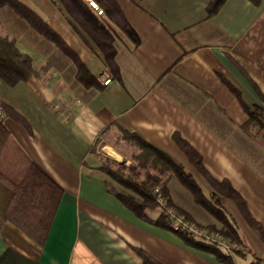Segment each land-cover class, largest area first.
Segmentation results:
<instances>
[{"label": "crops", "instance_id": "crops-1", "mask_svg": "<svg viewBox=\"0 0 264 264\" xmlns=\"http://www.w3.org/2000/svg\"><path fill=\"white\" fill-rule=\"evenodd\" d=\"M20 1L61 35L98 84H83L66 52L17 8L0 6V32L14 37L36 68L48 65L16 84L0 77L9 132L0 168L19 180L35 162L64 188L45 244L7 222L0 258L12 246L41 264H144L143 249L163 264H227L153 222L159 207L147 209L150 219L131 210L101 155L124 162L137 147L123 131L137 134L185 166L207 193L215 191L211 178L228 179L264 229V127H243L249 111L264 106V0H224L214 12L212 0H116L140 37L135 42L108 14L97 16L114 37L118 73L60 0ZM168 189L196 221L223 227L177 175ZM12 193L0 179V211ZM219 195L249 249L235 255L236 264L249 254V264H264L259 230L234 199Z\"/></svg>", "mask_w": 264, "mask_h": 264}, {"label": "trees", "instance_id": "trees-1", "mask_svg": "<svg viewBox=\"0 0 264 264\" xmlns=\"http://www.w3.org/2000/svg\"><path fill=\"white\" fill-rule=\"evenodd\" d=\"M60 1L101 47L111 70L114 73H118L119 68L115 58L116 48L114 46V37L110 31L86 6L83 0ZM98 1L104 7L108 16L115 20L135 42L140 41L139 34L126 18L116 0ZM223 1L212 0L209 5L210 12H214ZM21 3L20 0H0V6L11 5L17 8L24 17L31 20V23L39 32L48 36L73 59L77 66V78L83 84L87 86L97 85V80L86 63L79 58L61 35L47 24L40 15L24 7ZM47 66L36 68L31 55L23 52L18 47L16 39L0 32V77L6 82L16 84L20 81H27L34 76H41L42 71L46 70ZM260 94L264 100V94ZM251 126L264 127V106L257 105L254 110L249 111V118L245 121L243 127L249 129ZM8 134L9 132L4 125V121H0V159L5 148L8 146ZM122 138L128 140L138 148V151L133 156V160L137 164H131L127 167L125 162L118 163V168L115 170L107 167L106 164H102L101 167L126 188L133 191V193L116 191V194L138 216L150 219L147 214V209L159 207L160 214L153 222L173 229L168 218L170 215V207L175 206L179 213L178 215L184 214L186 221L188 220L189 223L195 221L188 211L177 206L170 199L167 183L171 176L175 174L192 191L197 203L210 211L223 223V227L221 228L215 225H205L207 233H201V236H198V233L191 230L176 231L189 244L214 253L220 261L227 264H236L235 255H244L249 250L237 248L236 246L226 247L220 239L209 237V234L217 232L231 243H243L247 247L246 241L240 234L236 220L224 206L219 194L234 199L248 221L259 230L264 239L263 226L252 216L246 200L228 179L217 180L211 178L215 191L207 193L192 172L188 171L182 164L176 162L162 149L152 145L139 135L127 131H123ZM187 149L189 153L196 155L194 149L191 147H187ZM124 168H128L133 173L125 174ZM199 168L206 173L203 165H200ZM142 170L145 171V177L138 180L135 175L139 174ZM0 179L9 185L13 191L9 203L3 211H0V230L3 229L7 222H11L39 246H43L47 240L55 213L64 194V188L35 162H30L19 180L10 177L0 168ZM162 179L165 180V184L162 186L163 195H160L161 193L159 194L156 191V187ZM161 196H166L169 204L161 202ZM195 224L197 227L202 226L196 222ZM138 250L143 257L144 264H163L153 259L143 249ZM0 262L2 264H41L38 260L27 257L12 246L1 256ZM250 264H261V259L256 258Z\"/></svg>", "mask_w": 264, "mask_h": 264}, {"label": "rangeland", "instance_id": "rangeland-1", "mask_svg": "<svg viewBox=\"0 0 264 264\" xmlns=\"http://www.w3.org/2000/svg\"><path fill=\"white\" fill-rule=\"evenodd\" d=\"M105 15L107 16V12L105 11ZM106 16H104V20L106 19L105 17ZM138 151V148H137V150L133 153V154H131V151H130V149H129V151H127L126 153H125V157L126 156H129V158L128 159H126V160H124V162H125V165L127 166V167H129V165H136L137 164V162L135 161V160H133V156H134V154L136 153ZM102 156V158H103V164H106V166L107 167H109V168H111V169H113V170H115V169H117L118 168V163H121V162H115V161H113L114 159L113 158H111V157H109V156H106V155H101ZM107 159V160H106ZM128 160L129 161H131L130 163H128ZM135 172H136V170H135ZM124 173L125 174H129V173H133L132 171H130L128 168H124ZM138 173V172H137ZM111 177H112V179H113V187H115V189H117V190H121V191H124L125 190V186L123 185V184H121L119 181H117L112 175H110ZM135 177L139 180V179H143L144 177H145V171L144 170H142V171H140V173L139 174H137V175H135ZM165 184V180H161L160 181V183L157 185V187H156V191H158L159 192V194L160 195H163V192H162V186ZM167 186H168V183H167ZM161 198H164V200H165V202L164 203H166V204H169V202H167V200H166V196H164V197H162L161 196ZM170 199L172 200V198H171V196H170ZM172 202L174 203V204H176L173 200H172ZM177 205V204H176ZM178 206V205H177ZM182 208V207H181ZM170 209L174 212H176V214L178 215L179 213L177 212V210H176V208H175V206L173 207H170ZM184 209V208H183ZM185 210V209H184ZM187 211V210H186ZM170 216H172V215H170ZM180 217H183V219H181L182 220V223L183 224H185V223H189L188 222V220L186 221V219H185V217H184V214H180ZM169 219V221H170V223H171V226L173 227V229L172 230H174V231H181L180 229H177L175 226H174V223H176V222H178L179 220H176L175 222H172V220L173 219H170V217L168 218ZM195 220V219H194ZM195 222L196 223H199L198 221H192V223H194L195 224ZM192 223H189V225H190V227L191 226H193L194 227V225L192 224ZM200 225H202V226H198V232H196V233H198V236H201V233L203 234V233H205V224H203V223H199ZM196 225V224H195ZM214 233H216V232H214ZM222 236V235H221ZM223 238H224V236H222ZM210 238H212V237H210ZM225 239V238H224ZM235 246L237 247V248H241V249H245V250H248V248L242 243H236L235 244ZM253 259V257H252V255L251 254H249V255H247V257L246 258H242L241 259V261H240V264H249V262L251 261Z\"/></svg>", "mask_w": 264, "mask_h": 264}, {"label": "built area", "instance_id": "built-area-1", "mask_svg": "<svg viewBox=\"0 0 264 264\" xmlns=\"http://www.w3.org/2000/svg\"><path fill=\"white\" fill-rule=\"evenodd\" d=\"M84 3H86V5L88 6V8L98 17L100 18H104L105 15V9L104 7L101 5V3L98 1V0H83ZM112 78L110 76H106L104 79H103V82L105 84H108L109 82H111ZM6 116H7V113H6V109L4 107V105L2 103H0V121H5L6 119ZM160 201L161 202H165L164 198H160ZM172 215V216H170ZM170 219H173L172 222H175L176 220H179L178 222L174 223V226L177 228V229H180L182 231H187V230H191V231H194V232H198V227L192 223L194 225L190 227L189 223H185L183 224L182 223V220L183 217H180V215L177 216L176 212L172 211L170 209ZM205 233H207V231L205 230ZM209 237H213V238H218L220 239V241L226 246V247H231V246H235L236 243H231L228 239H225L219 234V233H211L209 234Z\"/></svg>", "mask_w": 264, "mask_h": 264}]
</instances>
